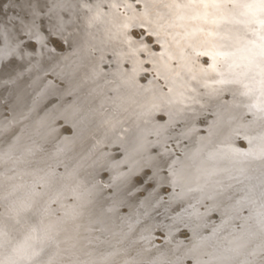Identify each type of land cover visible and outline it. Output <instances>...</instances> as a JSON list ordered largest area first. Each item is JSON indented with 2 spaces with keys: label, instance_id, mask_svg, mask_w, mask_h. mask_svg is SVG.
<instances>
[{
  "label": "snow or ice",
  "instance_id": "6c2138e0",
  "mask_svg": "<svg viewBox=\"0 0 264 264\" xmlns=\"http://www.w3.org/2000/svg\"><path fill=\"white\" fill-rule=\"evenodd\" d=\"M3 3L0 0V83H14L17 70L26 66L41 71L39 61L32 59L37 51L43 55L45 50L67 49L63 58L70 59L78 49L73 70L76 102L81 115L92 122L83 147L64 164V172L54 169L46 186L34 190L37 209L62 194L66 173L79 175L82 158L91 161L115 145L125 157L129 148H146L147 155L127 171L121 169L126 160L115 155L101 166L114 173L105 184V198L117 200L152 188L149 197L156 201L148 219L137 220L136 231L146 234L132 237V245L151 246L158 239L153 223L162 222L156 217L167 219L178 211L171 205L179 195L177 188L183 192L179 181L186 175L185 159L193 171L204 162L236 180L226 200L219 199L225 186L217 181L216 191L201 198L207 212L195 213L196 220L184 224L188 231L183 233L187 242L181 241L183 252L169 259L158 247L154 264L198 262V249L209 239L203 231L210 226L209 213L222 217L220 224H211L213 235L239 218L255 219L264 227V171L246 174L264 165V0H76L67 20L68 0H10L7 8ZM204 125L200 130L208 132L209 144L177 153L175 145L184 130L194 132ZM144 131L156 138H145ZM178 161L181 169L174 167ZM213 175L208 172L206 180ZM169 183L171 194L166 195ZM188 191L203 192L204 187ZM184 214L192 215L185 209L181 221ZM170 242L166 237L165 244Z\"/></svg>",
  "mask_w": 264,
  "mask_h": 264
},
{
  "label": "bare ground",
  "instance_id": "6f19581e",
  "mask_svg": "<svg viewBox=\"0 0 264 264\" xmlns=\"http://www.w3.org/2000/svg\"><path fill=\"white\" fill-rule=\"evenodd\" d=\"M50 47L51 45H49ZM64 52V54L63 52L53 53L45 50L44 54L41 55L37 51L32 59L33 61H39L41 71H37L35 68L29 70L26 66L17 70L18 78L14 83H0V97L4 102L3 105L0 104V127L4 124L2 120L3 109L8 111V119L13 120L16 117L12 128L6 129L7 132L0 128V169L6 170L10 167L14 170L19 169V172H21L15 171L12 173L15 181L10 185L7 183L5 189H7L8 194L14 195L19 188L28 187L31 183L42 185L40 180L47 178L54 169L64 172V164L81 150L85 143V137L92 128V122L82 116L77 107L76 98L79 96V92L74 90L75 75L73 70L78 66L80 52L78 49L74 50V54L70 59L63 58L68 55L67 49ZM17 63L21 62L17 60ZM42 72H51L52 79L45 77V80H41ZM25 109L26 112L24 113ZM193 124L198 125V122H193ZM62 125L65 126L60 127ZM25 127H27V130L23 131ZM201 127L206 129L207 126H199L198 128ZM28 130H33L34 137L39 139V143L34 144V147H20L19 141L17 143L16 141L13 142L14 139L9 137L23 132L22 136L28 138L30 136L26 132ZM180 130L177 129V131ZM184 131L185 136L175 145L177 153L181 151L188 152L189 150L195 151L198 148L203 149L208 144L204 141H210L206 130ZM142 136L156 138L155 133L147 131H144ZM183 144H187L186 149L181 147ZM37 145L39 148H35ZM114 155L126 160L125 163L121 164V169L127 171L143 163L142 157L147 155V150L146 148H129L125 157L123 149L109 146L91 161L87 157L82 158L79 164L83 167L79 175L65 174L62 178L65 186L62 194L55 196L53 201L46 205L49 209H45V211L35 213L32 210V207H34L32 203L22 201L19 197L8 199L5 192L0 191V198L3 202L0 214L9 219L13 218L14 221L21 220L20 223L25 226H17L16 228L12 224V220L8 221L9 219L6 220L9 228L2 225V227L6 226L7 228L5 234L10 233L9 238L13 242L12 248L17 254V258L27 256L32 262L31 264H76L78 256L82 255L83 252L99 249L98 251L106 257H89L86 260L87 264H137L139 261L154 264L155 257L160 255L156 250L159 247L163 248L164 254L169 259H174L176 247L171 242L165 244V242L157 241L156 244L159 246L151 249V252L144 251V249H149L147 243L130 244L132 237L138 238V235H142L136 231L138 227L137 220H147L148 214H152V209L156 207V201L153 197H149V192L153 191L152 188L149 189V192H143L141 188L139 191L117 200L105 198L108 189L102 184L108 183L114 173L109 171L100 172V168ZM57 161H61L60 169L54 166ZM187 165L188 161L185 159L183 166L186 175L184 179L179 181L183 187V192L181 193L180 189L177 188L179 195L171 205L172 208L178 209V211L169 219H165L163 216L156 217L157 222H162L153 223L154 229L159 228L162 236H169L168 232L171 229L168 228L169 225L178 223L179 213H184L185 209L187 213H192L191 216L187 214L189 221L196 220L195 213L207 212L205 202L201 198L216 191L217 181L225 186L224 192L219 197L221 200H226L227 196L236 187V180H229L221 170L213 169L207 163L201 162L198 170L195 171L189 169ZM174 167L181 169V162L178 161ZM260 171H264V165L249 168L246 174L251 175ZM208 172H215L210 180H206ZM169 180H171V177ZM46 182L48 183V180ZM149 183L152 182L149 181ZM167 185L171 186L170 183L165 186ZM229 185L232 187H228ZM201 186L204 187L203 192L188 191L189 188L199 189ZM153 188H155V185H153ZM164 191L166 195L171 194L170 188L164 187ZM135 195H140V199L134 200ZM77 196H79V199H76ZM146 198L148 199L146 200ZM198 200H201V202L197 203ZM207 203L211 204V201H207ZM180 205H183V207H180ZM56 207H60L61 210L60 212L59 208L57 209L59 211L57 218H55L56 215L53 211ZM159 210L163 211V209ZM232 214L230 211L229 215ZM208 215L212 219L207 230L213 238L200 245L197 252L198 262L192 260L183 262V264H230L233 260L239 264H264V255L260 260L255 259L247 262L244 260V253H242L243 248L250 251L254 250L255 254H261V251L264 252V228L258 225L255 219L239 218L229 220L224 229L217 230L216 234L213 235L211 224H214L215 221L220 224L222 217L219 213H209ZM0 220L3 219L0 218ZM237 220L238 222H236ZM248 222H251L258 231L250 229L254 226H248ZM129 225H133V227L130 229ZM163 225L166 229L165 233L162 228L160 229ZM30 227H33L32 231ZM34 227H36L35 230ZM248 228L252 233L250 236L244 237L243 230ZM17 229L19 230L17 231ZM67 229H70L71 232L64 231ZM114 229H117L115 234L112 233ZM47 235L48 238L49 236L55 238L53 243L56 247L53 250L51 248L47 250L49 252L47 258H42L44 254L41 255L40 253V258L35 262L34 259L38 256L42 247L41 242ZM68 235H72L75 239L69 240ZM179 235L181 238H186L183 233ZM17 239L19 246L16 243ZM106 240H109V243L112 244H106ZM73 243H75V247H72ZM115 243L119 244L118 250L126 249V251L117 255L118 250L108 247H112ZM43 244L42 248L48 247L44 242ZM108 253L109 255H106ZM216 257L222 258L217 259ZM6 261V264H18V260H15L13 256ZM155 264H160V262L155 261Z\"/></svg>",
  "mask_w": 264,
  "mask_h": 264
},
{
  "label": "water",
  "instance_id": "95a60500",
  "mask_svg": "<svg viewBox=\"0 0 264 264\" xmlns=\"http://www.w3.org/2000/svg\"><path fill=\"white\" fill-rule=\"evenodd\" d=\"M8 3H10V0H4V3H3V7H5V8H7V6H8ZM76 7H77V4H76V0H68V8H69V10L68 11H66L65 13H64V15H65V19L67 20L68 18H69V16L72 14V13H74L75 12V9H76ZM66 27H71V25L70 24H67L66 25ZM60 53H62V52H60ZM65 52H63V54H64ZM43 73V75H41V77H40V79L41 80H45V77L46 78H48V79H50L51 77H52V74H51V72H42ZM45 73V74H44ZM52 79V78H51ZM50 79V80H51ZM47 84H48V82H47ZM0 101H1V103L0 104H4V102H3V99H2V97H0ZM3 112H4V115H3V118H2V120H3V123L4 124H2V127H0V128H3V130H4V132H7V130L6 129H8L9 127L10 128H12V125L15 123V120H16V117L15 118H13V120L12 119H8V111H6V110H4L3 109ZM26 112V109L24 110V113ZM21 117V116H20ZM20 117H18V118H20ZM2 122V121H1ZM18 122V121H17ZM20 122V121H19ZM23 122V121H22ZM21 122V123H22ZM63 126H65V125H62V126H60V127H63ZM198 129H205L204 127L202 128H198ZM24 130H27V127H25V128H23V131ZM27 132V134L28 135H30L28 138H25V137H23L22 136V133L23 132H21V133H16V134H13V135H11V136H9L10 138H13L14 140H13V142H15L16 141V143L19 141V145H20V147H26V148H30V146H32V147H34V144H37V143H39V139H37L36 137H34V134H33V130H28V131H26ZM208 138H210V137H208ZM204 142H206V143H208L209 144V142H207V140H205ZM237 143H242V142H237ZM207 144V145H208ZM206 145V146H207ZM205 146V147H206ZM111 147H114V148H118L117 146H111ZM35 148H39V146L37 145ZM54 166H56L58 169H60V167H61V161H57V164H54ZM101 169V168H100ZM17 172L18 171V173H21V172H19V169L18 170H14V169H12V168H8V169H6V170H4V169H0V182H1V185H0V191H4L5 192V196H6V198H8V199H15V197H19V199L20 200H22V201H28V203L30 202V203H32V205H34L33 204V200H32V196H33V193H34V190H36V189H43L45 186H46V184H47V180H48V178H49V176L47 177V178H45V179H43V180H40V183L42 184V185H38V184H36V183H31L30 184V186H28V187H25V186H23L22 188H19V190L17 191V193H14V195L12 194H8V192H7V189H5L6 187H7V183L10 185L11 183H13V181H15V178H14V180H13V175L14 174H12L13 172ZM21 171V170H20ZM100 172H102V170H100ZM104 172V171H103ZM44 181V182H43ZM37 183H39V182H37ZM104 187H105V183H103L102 184ZM165 188H170L171 189V186L170 185H167V186H164ZM106 188V187H105ZM4 198V197H3ZM64 200V199H63ZM1 204H3V202H2V199L0 198V208H1ZM31 205V204H30ZM46 205H48V203H46L44 206H42L40 209H37L35 206L34 207H32V210H34L35 211V213L36 212H39V211H45V209H49L48 207H46ZM62 206V205H61ZM60 206V207H61ZM60 207H56V208H54V212H55V218H57L58 217V215H59V211L61 212V210H60ZM59 208V211L57 210ZM58 211V212H57ZM191 211V210H190ZM188 213H190V212H188ZM180 214L181 213H179V217H180ZM1 216H3V217H1L0 216V218H2L3 220H0V221H2V222H0V264H6L7 263V261L6 260H9V258H12V256L15 258V260H18L17 262H18V264H31L32 262L30 261V259L27 257V256H25L24 258H17V254H15V252L13 251V248H12V244H13V242L10 240V233L7 235V234H5L6 232H7V228H9L8 227V225H7V221L6 220H8L9 218L8 217H5L4 215H2V214H0ZM188 217L189 216H187V214H184V216H183V220L181 221V219H178V223L176 222V223H172L171 225H169V227L168 228H171L170 230H169V232H168V234H169V236H162V235H160V230H159V228H155V232H154V234H156L157 236H158V239L157 240H155L154 242H153V244L150 246V245H148L147 247L148 248H150L151 247V249H154V248H156V247H158L159 245L158 244H156V242L157 241H162V242H165V238L167 237L170 241H171V244L172 245H174L175 247H176V250H175V253H176V255H179L181 252H183V245L181 244V241H185V242H187V239L186 238H181L180 237V233H185V232H187L188 230L184 227V224H186V223H189V222H191V221H195V220H190L189 221V219H188ZM5 219V220H4ZM167 219H169V218H167ZM10 220H12V224L17 228V226L18 227H25L24 225H22L20 222H22L21 220L20 221H14L13 220V218L12 219H9L8 221H10ZM236 222H238V220L236 221ZM235 222V223H236ZM257 222V221H256ZM249 224H248V226H252L253 224L251 223V222H248ZM9 224V223H8ZM214 224H218L217 223V221H215L214 222ZM2 225L4 226V225H6L7 226V228H6V226L5 227H2ZM238 225H239V223H238ZM258 225H260V224H258ZM254 226V225H253ZM257 226V225H256ZM262 227V226H261ZM35 228L36 227H34V230H35ZM162 228V230L164 231V233H165V231H166V229H165V226L163 225V226H161L160 227V229ZM262 228H264V227H262ZM30 229H31V231L33 230V227H30ZM222 229H224V227H222V228H220V229H218V230H222ZM250 229H252V230H257L258 231V229L254 226L253 228H250ZM5 230H6V232H5ZM19 229H17V231H18ZM116 230L117 229H114V231H112V233L113 234H115V232H116ZM233 230H234V228H233ZM4 231V232H3ZM159 231V232H158ZM204 232H205V234L209 237V239H207V240H205V241H203V243H206V241L208 242V241H210V238H213L212 237V235L211 234H209L208 233V230L207 229H204L203 230ZM246 231V232H245ZM15 232V231H14ZM141 233V232H140ZM251 233H252V231L250 232V230H249V228L248 229H246V230H243V236L244 237H247V236H250L251 235ZM15 234H17V232H15ZM141 234H146V233H141ZM13 235V234H12ZM66 235V234H65ZM188 235L190 236L191 235V233L190 232H188ZM138 236H140V235H138ZM44 237V236H43ZM177 237V239H175ZM108 238V237H107ZM15 239L13 238V241H14ZM8 241V242H7ZM112 241V240H111ZM15 242V241H14ZM43 242L45 243V245L46 246H48V247H46V248H42L43 247ZM43 242H41V245H42V247L40 248V251H39V253H38V256H36V259H34V261L35 262H37L38 260V258H40V253H41V255H43L44 254V256L42 257V258H47L46 256L48 255V253L49 252H47V250L48 249H54L56 246H54V243L53 242H55V238L53 237V236H49V238H48V235L47 236H45L44 237V239H43ZM106 242V244H112V243H109V240H106L105 241ZM16 243H17V246H19V241H18V239L16 240ZM101 245V244H100ZM180 246L179 248L177 247V246ZM118 246H119V244H117V243H115V244H113V246L112 247H110V246H108L110 249L111 248H115V250H118ZM107 247V248H108ZM101 248V247H100ZM109 249V250H110ZM234 249V248H233ZM99 249H96L95 251L92 249V250H88L87 252L85 251V252H83L82 253V255H79L78 256V259H77V262H76V264H87V262H86V260H88V258L89 257H92V256H98V257H106V256H104L103 254H101L99 251H98ZM113 250V249H112ZM234 252V251H233ZM239 253V252H238ZM242 253H244V260L245 261H253V260H260V259H262V256L264 255V252L263 251H261V254H259L258 252V254H255L254 253V250L253 251H250V250H246V248L244 249H242ZM106 255H109V253L108 254H106ZM175 255V256H176ZM63 257V256H62ZM109 257V256H108ZM63 258H65V257H63ZM175 258V257H174ZM32 260V259H31ZM43 260V259H42ZM33 261V260H32ZM33 261V262H34ZM190 261H192V260H187V261H182L181 262V264H183V262H190ZM106 262V261H105ZM107 264V263H106ZM110 264V263H109ZM112 264H114V263H112ZM129 264H133V263H129ZM137 264H147L146 262H144V261H139V263H137ZM149 264H152L151 262H149ZM230 264H239L238 262H234V260L230 263Z\"/></svg>",
  "mask_w": 264,
  "mask_h": 264
}]
</instances>
